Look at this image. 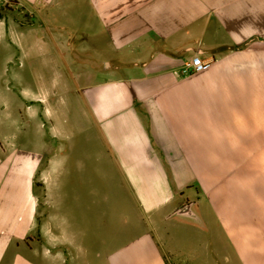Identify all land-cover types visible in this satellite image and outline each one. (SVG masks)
<instances>
[{
  "label": "crops",
  "instance_id": "0c3cea01",
  "mask_svg": "<svg viewBox=\"0 0 264 264\" xmlns=\"http://www.w3.org/2000/svg\"><path fill=\"white\" fill-rule=\"evenodd\" d=\"M7 2L0 264H264V0Z\"/></svg>",
  "mask_w": 264,
  "mask_h": 264
},
{
  "label": "rangeland",
  "instance_id": "374dc122",
  "mask_svg": "<svg viewBox=\"0 0 264 264\" xmlns=\"http://www.w3.org/2000/svg\"><path fill=\"white\" fill-rule=\"evenodd\" d=\"M17 7H15L12 3H5L0 5V14L1 17L6 15L7 13H11L13 11H16ZM19 11V17L23 21H29V15L25 11ZM19 31L25 32L28 30L25 27L18 28ZM23 32H19L20 37ZM14 36H10L7 42H4L0 40V89H4L6 86H10L13 89H16V91H22L21 87H35L32 83H38L37 85H45L46 83L51 81V72L52 70H47L45 66L39 65L40 67L43 66V70H38V65L35 66L33 63L37 62L34 61L29 57V55L24 54L23 57L20 56L18 53V56L16 52L14 51ZM24 38V37H23ZM24 48L27 47V44L23 42ZM46 61V60H41ZM35 72V75L33 76V73ZM37 72V73H36ZM32 82V83H31ZM173 261V259H172Z\"/></svg>",
  "mask_w": 264,
  "mask_h": 264
},
{
  "label": "built area",
  "instance_id": "2783aa9c",
  "mask_svg": "<svg viewBox=\"0 0 264 264\" xmlns=\"http://www.w3.org/2000/svg\"><path fill=\"white\" fill-rule=\"evenodd\" d=\"M210 63L211 62L208 60H202V58L199 55H193L189 59L188 63L183 66L181 72L184 75L199 73L205 70L210 65Z\"/></svg>",
  "mask_w": 264,
  "mask_h": 264
},
{
  "label": "trees",
  "instance_id": "16d2710c",
  "mask_svg": "<svg viewBox=\"0 0 264 264\" xmlns=\"http://www.w3.org/2000/svg\"><path fill=\"white\" fill-rule=\"evenodd\" d=\"M0 17H1V14H0Z\"/></svg>",
  "mask_w": 264,
  "mask_h": 264
}]
</instances>
